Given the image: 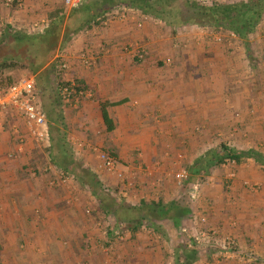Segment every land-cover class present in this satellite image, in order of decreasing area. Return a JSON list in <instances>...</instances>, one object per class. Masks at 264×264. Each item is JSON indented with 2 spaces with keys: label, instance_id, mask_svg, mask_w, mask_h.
Instances as JSON below:
<instances>
[{
  "label": "crops",
  "instance_id": "crops-1",
  "mask_svg": "<svg viewBox=\"0 0 264 264\" xmlns=\"http://www.w3.org/2000/svg\"><path fill=\"white\" fill-rule=\"evenodd\" d=\"M62 5L61 0H13L6 7L0 0V22L7 25L0 39L13 38L15 28L42 20L46 11ZM134 11L126 19L107 18L106 24L80 31L58 48L69 52L72 69L65 76L76 78L90 94L65 105L60 80L56 93L51 87L39 89L49 127L46 142H36L14 110L0 118V264H162L161 246L151 245L141 226L172 224L178 231L203 215L220 236L231 234L238 242L231 254L223 252L220 264H264V50L255 60L239 38L223 44L194 25L179 28L174 36L161 35L153 18ZM138 46L144 48L140 59ZM76 51H84L90 62L76 61L70 55ZM167 57L171 64L165 63ZM106 101L121 102L107 107L111 131L100 108ZM71 139L81 146L97 143L112 152L119 166L134 170V186H123L129 197L121 196V182L96 168L97 157L88 149L74 153ZM228 151L240 155L235 164L224 165L227 158L208 175H191L201 193L184 204L181 189L187 185L172 176L178 156L185 157L188 168L207 153ZM137 165L143 170L137 172ZM62 170L77 176L95 173L117 203L149 215L151 220L143 219L135 230V243L125 241L104 252L102 245L115 227L105 237L103 215L114 217L116 224L128 223L103 209L79 176L59 179ZM245 181L260 187L251 191ZM159 201L174 204L160 218L150 210ZM89 206L98 211L87 214ZM181 239L171 256L174 264L184 263L181 247L188 240L183 234ZM215 248L213 243L196 246L189 264H210Z\"/></svg>",
  "mask_w": 264,
  "mask_h": 264
},
{
  "label": "trees",
  "instance_id": "trees-1",
  "mask_svg": "<svg viewBox=\"0 0 264 264\" xmlns=\"http://www.w3.org/2000/svg\"><path fill=\"white\" fill-rule=\"evenodd\" d=\"M115 7L137 10L145 16L166 22L173 29L194 25L229 30L242 39L247 53H251L250 37L257 31L264 19V0H240L225 3L218 0H214L212 3L197 0H86L76 7H72L66 17L59 14L58 11L52 12L50 14L51 21L42 33L29 36L28 34H21L22 32H13L14 41L27 43L19 51L14 50L13 55H9V52L6 53L1 47L5 40H0V58H2L0 60V87H7L12 84L13 78L9 75V71L17 66L28 68L33 74H38L46 66L56 49L68 43L72 36L80 31L90 29L94 25L106 24V15ZM249 53L248 56L251 55ZM66 84L68 82H63V87ZM120 103L106 101L100 104L102 119L109 131L114 128V125L108 115L107 107ZM239 156L238 153H231V151L222 155L207 153L187 169L190 177L191 175L204 176L209 174L212 167L221 164L225 159L237 161ZM72 174L76 177L79 176L90 187L103 209L113 212L117 220L127 222L128 228L133 232L143 219L151 220L149 215H142L141 208L126 203H117L105 191L95 173L84 171L78 176L75 173ZM173 205V203L168 205L161 201L154 202L150 205V210L152 214H157V216H159L158 214L165 215L167 210L172 209ZM181 249L184 255V263L182 264H189L191 258L196 254V250L186 244H183ZM178 262L179 259H177Z\"/></svg>",
  "mask_w": 264,
  "mask_h": 264
},
{
  "label": "rangeland",
  "instance_id": "rangeland-1",
  "mask_svg": "<svg viewBox=\"0 0 264 264\" xmlns=\"http://www.w3.org/2000/svg\"><path fill=\"white\" fill-rule=\"evenodd\" d=\"M62 1H63L62 8L51 10V11H46L44 13L45 14L44 19L39 20V21L37 20L35 22H29V25L24 26L20 29L15 28V30H17V32L21 31L22 32L21 34H28L29 36L32 34H38V33L44 32V30H46L47 26L49 25V23L51 21L50 20V17H51L50 14L52 12L54 13V12L58 11L59 14L64 15L65 17L69 15V13L71 11V7L66 5L64 0H61V2ZM197 1L205 2V3H212L214 0H197ZM218 1L225 3V2H233V1H240V0H218ZM120 11L125 12V10L122 7H119V8L115 7L106 16H107V18H110V19L118 18ZM36 13H38V12H36ZM37 18H40V17H37ZM151 21L154 22V24H153L154 26L157 24L156 29H158V32L161 35H166L169 33L168 35L174 36V35H177V33H178V28L173 29V27L168 26L166 24V22H164L160 19H154ZM36 23H38L37 26H36ZM6 26L7 25H6L5 21L0 22V36L2 35V31L4 29H6ZM200 28L205 29V31L203 33L208 34L207 36L209 38H213V40L218 41L216 38L220 37L221 41H218V42H221L223 44H225L226 42H229L230 40L235 41L236 38H238V36L236 37L232 34H229V32H230L229 30H224L222 28H219V29L212 28V27H200ZM187 34L191 35L193 38H194V36L198 37V35H199V33H197L195 30H192V31L189 30V31H187ZM225 34H228V35H225ZM6 39L7 40L3 43V44H5L3 46V49L6 51V53L9 52V55H11V54L13 55L15 53L14 50L19 51L21 48H24L27 45V43H25V42L14 41V39L12 37H8V38L6 37ZM195 40H196V37H195ZM240 40H241L240 46H242L246 50L244 42L242 41V39H240ZM249 41H250L251 53H249V52L248 53L251 54L252 58H254V59L260 58V56L262 55L261 52H262V50H264V19L262 20L261 24L258 26L257 31L255 32V35L253 37H251ZM65 49H66V47L61 49V50L56 49L53 56L47 62L46 67H45L46 69L44 68L43 69L44 71L43 70L40 71V73L38 75L33 74L28 68H24L21 66H17L13 70H10L9 75H11V77L13 78V82H15L21 78H33L35 80V88H36V91L38 94H40L39 89H41V88L43 89L44 87L45 88L51 87V91L56 93L55 88H56V85L58 86V84H59V82H57L58 80H60L61 82L75 81L78 85L83 86V84L81 82H78V80H76V78H71V77L65 76V74H69L70 69H72V66L70 65V58H68L69 52L68 53L65 52L66 51ZM142 49H144V48L141 46L137 47V50H142ZM78 51L74 52V54L70 53V55H73V58H75L76 61H77V59L82 60V56L84 55V53H83L84 51H82V52H78ZM142 53H143V51H142ZM255 54H258L259 57H257V56L254 57ZM40 59H42V56H40ZM94 59H96L95 56H94ZM94 59H91V61L93 62ZM82 62H83V60H82ZM251 63L253 64V60H251ZM64 64H66V67H64ZM74 65H76V63ZM91 65H93V64H91ZM70 66H71V68H70ZM39 85H40V88H39ZM59 86H60V84H59ZM62 88H63V86H62ZM84 89L86 90L87 94L89 95L90 94L89 90L86 89V87H84ZM88 95L82 96L81 100L84 99L85 97H87ZM64 102H65V105H69L66 101H64ZM64 102H63V104H64ZM40 103H41V105H43L41 101H40ZM73 104L74 103H72V105ZM16 129H18V127ZM102 133H105L104 130H101L100 135H102ZM221 135H219V133H218L217 136H221ZM103 136H104V134H103ZM216 140H218V139L216 138ZM70 141H71V145H72L71 148H73L72 150L74 153L78 152V150H80V149H88L89 153L92 155V157H94L95 160L97 157V155L95 153V149H101V150L108 151L103 146L99 147V145L97 143H89L88 146H81L80 144H78L79 142H77L73 139H71ZM108 152H110V151H108ZM110 153H112V152H110ZM77 156H79V155H77ZM186 161L187 160H185V157L183 156V167L187 168L186 164H188V163ZM98 162H100V161L98 160ZM117 165L120 169L128 172V174H130V175L134 174L135 175L134 170L125 169L124 167L119 166L118 162H117ZM95 166H96V168H98V164ZM137 169H138L137 172L143 170L142 165L141 166L137 165ZM179 169H180L179 165H177L176 168H172L173 178ZM103 171L106 172V170H103ZM64 172H66V171H63V173ZM106 173L108 174V176L117 179L114 175L109 174L108 172H106ZM66 175L70 177L73 174L67 172ZM198 179L204 180L205 178L199 177ZM179 185L183 186L182 184H179ZM120 187L121 186H119V188ZM188 190H189V187H187V186L184 187L183 189H181V191L184 192L182 194V196H184V198H183L184 204H186L185 203L186 201L190 202L191 200H193L190 197ZM117 191H118V188L116 189V192ZM187 196H189V197H187ZM94 207H97V206L95 205ZM96 211H98L97 208H95L92 215L94 213H96ZM102 221L104 223L105 237H108V233L111 232L110 228H112L113 226L115 227L113 229L112 238L109 241H104L103 245L101 244L102 249H104V252L108 253L111 251L112 252L115 251L116 245L123 243L125 241L130 240V242L132 241V243H135L134 242V240H136V236H134L135 232L131 233L129 231V229L127 228L126 224L125 225L120 224V223L116 224L114 217H112L110 215H103ZM197 222H198V217H196V218L194 217L193 221L191 223L188 222V223L184 224L185 225L184 227L191 228L192 230H195L197 228V226H196ZM168 227H171V228H168ZM141 231L145 233L144 236H145L146 240L151 241V245L153 244V245H160L161 246L162 262H163L162 264H174L173 258L171 257V256H173V249L177 248V246H178L177 241L178 240L179 241L184 240V239H181L182 234L186 237V235L183 233L182 229H178V231H175V229L172 228V224H166V225L162 226L161 228L159 226H158V228L157 227L151 228L150 225L148 226V225L144 224L140 228V232ZM167 231H169L170 235L164 233ZM179 231L182 232V234ZM173 235H175L174 239L172 238ZM179 244H181V243L179 242ZM196 246H198V245L194 244L193 247H191V248H195ZM210 250H211V253H213L215 256H213V258H212L213 262H209V263L210 264H220V262L222 261L221 259L223 258V252L225 253V251H220V249H217V248L210 249Z\"/></svg>",
  "mask_w": 264,
  "mask_h": 264
},
{
  "label": "built area",
  "instance_id": "built-area-1",
  "mask_svg": "<svg viewBox=\"0 0 264 264\" xmlns=\"http://www.w3.org/2000/svg\"><path fill=\"white\" fill-rule=\"evenodd\" d=\"M65 4L69 7H76L81 4L84 0H64ZM13 0H4L6 7H11ZM129 12L120 11L118 18L126 19L129 16L135 15L133 9H128ZM129 13L131 15H129ZM145 16V15H144ZM149 17V16H147ZM145 16V19H147ZM144 18V17H143ZM106 23V22H105ZM38 23H36L37 26ZM232 35L236 36L234 33ZM221 41L220 37L216 38ZM138 58H142V50H137ZM83 63L88 64L90 61L87 59L86 54L82 56ZM172 58L167 57L165 59L166 64L172 63ZM66 67V64H64ZM64 94V101L70 103L75 101L79 103L82 96L88 95L83 86L78 85L75 81L68 82L62 88ZM14 110L21 118L26 122L27 129L29 133L34 137L35 141L38 143H44L47 140L49 134V127L46 113L40 103L38 93L35 88V80L33 78H21L7 87H0V118L4 117V114L9 111ZM18 132V130H17ZM20 143H24V138H20ZM97 159L100 161L98 168L106 170L109 174L114 175L119 182H121L120 193L122 192V197H129L130 194L123 189V186L130 188L134 186L132 181L133 175L128 174V172L120 169L117 165V160L114 155L110 152L95 149ZM180 169L174 175V180L182 185H187L189 187V195L195 201L199 199L201 193V184L198 182H192L190 174L186 167H183V156L180 154L177 158ZM235 164V160L228 159L226 164ZM230 176L234 177L235 173L233 170L230 172ZM70 178L63 172L59 173V179ZM244 185L251 191H257L259 189V184H254L250 181H245ZM119 193V194H120ZM94 207H88L86 213L92 215ZM197 228L192 230L191 228L183 227L182 231L186 235L188 240V247H193L194 244L206 245L208 243H213L216 245L217 249L220 251H225L228 255L235 250L238 242L234 236L231 234L219 235L215 228L208 225V217L200 216L196 224Z\"/></svg>",
  "mask_w": 264,
  "mask_h": 264
}]
</instances>
